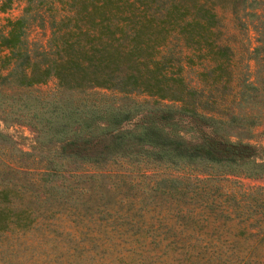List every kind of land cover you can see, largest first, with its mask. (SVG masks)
<instances>
[{
  "label": "rangeland",
  "instance_id": "374dc122",
  "mask_svg": "<svg viewBox=\"0 0 264 264\" xmlns=\"http://www.w3.org/2000/svg\"><path fill=\"white\" fill-rule=\"evenodd\" d=\"M202 1L215 12V42L228 49L224 70L201 77L216 58L175 30L159 48L200 88L196 108L208 120L139 87H65L52 74L19 84L2 79L11 65L0 60V198H8L0 204L10 206L0 264H264V167L254 166L264 162V60L254 57L263 9L260 0H236V13L231 0ZM66 3L0 0V29L24 16V46L47 58ZM167 108L171 117H159ZM116 112L123 118L107 123ZM149 120L172 137L213 140L224 154L240 147L248 157L169 154L139 135Z\"/></svg>",
  "mask_w": 264,
  "mask_h": 264
},
{
  "label": "trees",
  "instance_id": "16d2710c",
  "mask_svg": "<svg viewBox=\"0 0 264 264\" xmlns=\"http://www.w3.org/2000/svg\"><path fill=\"white\" fill-rule=\"evenodd\" d=\"M66 1L70 14L62 29L53 33L51 56L46 50L42 52L47 58H33L24 46V16L6 20V32L0 29V49H6L0 55V60L2 65L10 64L11 68L2 79L13 77L19 84H31L43 81L52 74L58 84L65 87L104 86L119 90L139 87L160 98L178 101L180 107L177 111L185 112L194 119L204 121L208 120L207 117L212 118L210 115L204 116L196 108L202 93L200 88L189 85L180 74L178 59L170 62L173 56L161 53L159 48L169 32L175 30L186 46L197 47L202 49L201 55L216 58L213 67L199 71L201 77L206 78L218 69L224 70L226 62L222 58L228 49L215 42L216 30L213 26L216 16L210 6L202 0ZM260 1L263 16L264 0ZM237 8L236 0H231L234 13ZM262 16L256 28L258 35L254 57L257 61L264 60V51L260 54L264 50ZM168 63L174 64L176 70H170ZM245 85L253 89L259 86L255 82ZM207 86L211 87L210 80ZM173 111L164 109L159 117H171ZM122 116L116 112L108 118L107 123H118ZM138 130L143 140L169 154L189 158L213 155L217 159L233 157L234 160L248 157L241 153L240 147H224L227 152L224 154V150L213 140L186 141L172 137L152 120L141 124ZM126 131L113 132L107 138H122ZM73 143L74 138L66 140L63 145ZM88 143L94 146V143ZM237 146L247 148L248 144ZM254 164L258 168L264 167L263 161H254ZM1 199L8 200L7 196ZM8 209L10 211V206L0 204V227L7 223Z\"/></svg>",
  "mask_w": 264,
  "mask_h": 264
}]
</instances>
